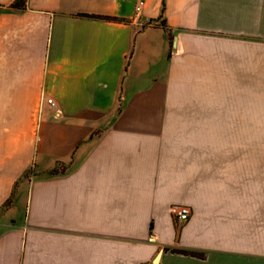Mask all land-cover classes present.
Wrapping results in <instances>:
<instances>
[{
  "label": "crops",
  "instance_id": "obj_1",
  "mask_svg": "<svg viewBox=\"0 0 264 264\" xmlns=\"http://www.w3.org/2000/svg\"><path fill=\"white\" fill-rule=\"evenodd\" d=\"M136 2L0 0V264H264V0Z\"/></svg>",
  "mask_w": 264,
  "mask_h": 264
},
{
  "label": "rangeland",
  "instance_id": "obj_2",
  "mask_svg": "<svg viewBox=\"0 0 264 264\" xmlns=\"http://www.w3.org/2000/svg\"><path fill=\"white\" fill-rule=\"evenodd\" d=\"M258 98L263 100L264 94L259 93ZM259 112H262V114H259L257 124L241 126L240 141H226L225 145L226 147H240L243 150H256L258 154V163L261 164L264 163V110H259ZM54 170H56V168ZM23 176L41 178V168L34 162Z\"/></svg>",
  "mask_w": 264,
  "mask_h": 264
},
{
  "label": "built area",
  "instance_id": "obj_3",
  "mask_svg": "<svg viewBox=\"0 0 264 264\" xmlns=\"http://www.w3.org/2000/svg\"><path fill=\"white\" fill-rule=\"evenodd\" d=\"M143 3L144 0H137L135 4V12L137 14L140 13ZM46 101L51 105L54 104L52 98H47ZM168 210L169 213L179 221H185L191 213V208L187 204L173 203L169 205ZM141 264H158V263L152 261H143L141 262Z\"/></svg>",
  "mask_w": 264,
  "mask_h": 264
},
{
  "label": "trees",
  "instance_id": "obj_4",
  "mask_svg": "<svg viewBox=\"0 0 264 264\" xmlns=\"http://www.w3.org/2000/svg\"><path fill=\"white\" fill-rule=\"evenodd\" d=\"M23 0H21V2H22ZM20 5V3H18L17 1H15V2H13L12 4H11V6H19ZM92 16H96V17H104V18H107V19H116V17H111V16H104V15H98V14H92ZM53 172L52 173H54L55 172V170H52Z\"/></svg>",
  "mask_w": 264,
  "mask_h": 264
}]
</instances>
